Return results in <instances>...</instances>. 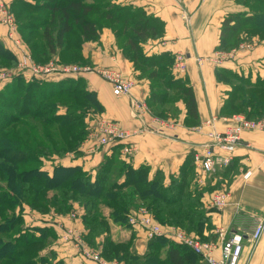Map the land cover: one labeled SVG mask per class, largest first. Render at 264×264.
Wrapping results in <instances>:
<instances>
[{
	"label": "crops",
	"instance_id": "obj_1",
	"mask_svg": "<svg viewBox=\"0 0 264 264\" xmlns=\"http://www.w3.org/2000/svg\"><path fill=\"white\" fill-rule=\"evenodd\" d=\"M14 1L0 0V6H12ZM114 3L142 8L147 15L159 18L165 24L163 37L150 38L142 44L144 53L148 56L168 54L173 57L171 72L176 78L186 79L192 86L198 105L199 121H186L184 103L179 117H170V121H166L170 125L167 129L159 133L149 132L137 139L138 150L134 155H125L122 147L115 149V146L100 145L90 133L77 153L44 158L42 168L50 174L54 169L52 166L56 165L80 166L85 172H95L107 157L117 151L120 159L135 168L149 166L151 178L156 172H161L165 183L169 182L171 176H178L189 159L194 164L196 176L200 178L199 184H205L207 176L200 177L194 157L207 142L209 129L203 128L199 131L198 128L207 120L216 118L215 127L222 130L226 124L232 122L234 114L230 108H224L229 97V87L217 79L216 68L238 72L253 81L264 77L263 67L260 66L264 63V39L259 37L252 38L253 46L241 50L233 59L218 66L207 61L215 55L220 44L225 17L231 13L251 14V9L237 0H114ZM99 27L96 39L85 40L82 37V40L74 43L81 60L96 68H114L125 77L133 78L136 85L130 95L117 97L109 82L92 73L83 76L87 90L95 94L104 108L103 116L117 120L127 128H155L151 109L156 105L151 102L150 79L142 76L119 46V38L111 24L104 22ZM0 42L12 51L17 60L21 58L19 49L8 40L7 26L1 22ZM180 55L183 56L182 61L179 59ZM199 59L203 61L199 62ZM18 71L13 72L17 74ZM1 79L0 92L5 84L2 82L10 83V80ZM219 152L222 156L225 154ZM231 153L232 159L228 164L218 167L214 173L208 175L213 178L210 183L212 186L216 185V191L228 193L226 205L221 209H212L208 215L215 233L218 234L221 230L227 234L239 232L245 237L239 264H264V233L256 244L250 240L256 226L264 220V129L244 132L240 144ZM248 171L251 174L245 177ZM211 194L210 191L204 193L203 204L206 205V201L209 203ZM75 207L74 218H70V213H38L32 211L28 205H24L19 213L25 230L38 229L37 236H40V230L50 232L47 237H42L43 242L39 244L44 245L39 249L40 257L52 256L53 264H98L64 239L69 231L86 230L83 223L85 212L78 204ZM124 233H128L130 239L133 238L135 252L144 255L150 241L144 230L132 226Z\"/></svg>",
	"mask_w": 264,
	"mask_h": 264
},
{
	"label": "rangeland",
	"instance_id": "obj_2",
	"mask_svg": "<svg viewBox=\"0 0 264 264\" xmlns=\"http://www.w3.org/2000/svg\"><path fill=\"white\" fill-rule=\"evenodd\" d=\"M24 1H26V3ZM45 1L46 0H22L21 2H18L14 8L7 5L0 6L1 23H3L1 21V13L3 10L7 11L8 14H10L11 16L12 19L11 24L14 28L13 35L15 37L13 44L19 45L18 49L20 51V55L21 56L26 55L33 64L38 66L58 64V65H66V66L77 65L80 67L89 66L95 68V66L81 60L77 52V49L75 47L76 44L74 43H76V41L82 40V34H80V31L79 32L77 31L78 30L77 27L74 29L72 33H70L67 36L66 39L67 43L64 45V48L66 49L64 51L61 48H57L56 53L52 54V57L46 60H45L46 53H44L45 55L40 54L41 53L40 50H44L47 48H44L43 44L37 45V43H40L41 31H42L41 27L39 28L37 24L39 19L43 20L46 17H49L50 14L48 11H35L32 8L30 9L29 5H27L28 4L27 2H29L30 5L33 6V5H42L46 3ZM90 1H95L97 3H106V4L109 3L110 5L112 4L111 2H114V0H90ZM243 1L247 2L248 3L247 5L251 6L253 10L256 12H262L264 10V0L262 1L243 0ZM116 6L117 5L114 4L112 5L114 9ZM91 17L95 19L99 23V25H103V22L105 21L98 18V15L95 12H92ZM26 23H31L32 26H34L33 30L25 29L23 28L24 26H21V24H26ZM113 29L119 38V46L124 50L127 57L130 58L131 56H133L134 53L133 50L131 49V44L129 43L130 31L132 30V28L128 24L126 25L122 23H117L114 25ZM255 37L260 38V36L256 34ZM261 39H264V30L261 33ZM243 42L245 41L237 43L233 47L231 46L230 48H228L227 50L226 49L217 50L214 56L208 58V59L212 57L221 58V60L217 61V63L212 60L211 61L207 60V61L214 64L215 66H218L222 62H226L230 59H233V57L241 50L253 46L254 41L252 38H250V40H248L247 43L246 42L243 43ZM17 62L18 61H16V63H13L8 59L3 60L2 58H0V78L5 73H10L12 75L10 78L1 79L2 81H7V80L11 81V79L16 75V73H14L13 71L19 70L18 68L19 63ZM146 63H147L146 68L137 65V69L141 72L142 76L150 79L152 92L158 93L162 97V99H160V103L155 104L156 106L152 107L153 109H151V112L154 114L152 118L156 124L155 128H157V130L161 129L160 132H162L165 129H167L164 125H162V122H164L167 125L168 123H166V121H170L169 120L171 119L170 117L172 118L179 117V115L183 111L184 101L182 99L180 90L176 88L177 85L174 82L176 77L170 71V66H171L170 63L159 62L157 59L147 60ZM260 66H262L263 67L262 69L264 70V63L260 64ZM232 73H234L233 76L227 75L224 78L222 77L221 80L229 87V95L230 94L233 96L235 94L237 95L238 101L236 102V106L233 109H231V111L232 110L235 111V113L233 112L234 113L233 116H237L240 114H247V113L249 114L251 113V108H252L251 106H255L257 104H264V90L258 88L259 84L264 85V77L255 79L253 81L251 80L250 77L242 76L238 72L232 71ZM27 78L30 79L32 77L28 75ZM44 80H46L47 82H52L53 79L44 78ZM2 83H5L6 85L8 84V82H2ZM28 83L25 82V84L18 85L17 89L15 90L17 91V93H15L16 95L10 94L6 98H0V122L2 120H6V121L10 120V116L18 117L19 121L14 123L9 128L8 131L12 134L18 135L21 138L20 141H22V145L24 146V148L31 147L35 149V151L39 153V155L41 156V157L35 156L37 158L35 162L30 161L29 163L26 164L22 163L19 166L21 167V169H29V168L31 169L40 166L42 162L41 158L43 156H45L43 158L49 159V157L51 156L63 157L64 154L66 153H77L79 151V148L89 137L90 133L93 134L92 136H94L95 139L101 145L102 139L106 135L105 133L101 132L100 129L98 128V124L100 123V121L116 122V124H118L121 128H125V129H139V128L124 127L119 121L103 116L104 111L101 112L98 108L95 107V105H93L94 102L93 99H95L94 96L92 95L91 98L86 97L88 95L87 84L85 80H83L82 78L79 80L75 79V81L73 80L66 85V87H70L72 91H77L76 93L74 92V94L63 95V96L61 95L54 98H47L48 97L47 93L54 91L49 85L47 86L44 85L43 82H37V81L28 82ZM5 84L3 86V89L6 87ZM27 85H31V86H27ZM27 94H30L32 96L30 100L31 103L41 102L45 105H53L54 108H51L52 110L50 113H48V115L44 114L43 116H39L37 118L32 117V114L27 116H21L20 113L18 112V109H20V107H22V105L25 104V102L23 104L22 100H23V96ZM251 95H255L254 100L250 102V104L248 105L246 104L247 106H242V105L240 106L241 99H248V97H250ZM63 104H74L79 107V110L75 108H71L70 111L72 112L68 114L70 116L72 114L76 117L73 125L66 127V126H60L58 124H52V125L45 124V121L48 119V117L55 118V116H57L58 113L64 114L67 111L66 109L67 107H64ZM10 105L16 106V109H12L13 107ZM148 112L150 111L148 110ZM254 112H255L254 115L250 117L253 118L264 117V107L263 109L257 108ZM97 117L99 118L97 119ZM146 133H149V131H145L142 134V137ZM138 138L139 137L134 139L137 144H138L137 141ZM1 162H3V158L0 156V163ZM123 163L124 162H116V164L112 166V170L110 171L109 176L108 177L104 176L105 185L107 186V188L108 187L112 188V191L110 190L112 192V195L111 197H107V198L105 197L101 198L95 196H83L79 194L75 197L76 200L74 199L72 200L71 197L74 196L75 192L73 191L62 192L61 190L60 192L45 191L44 193L47 194L46 197L38 196L37 198V196L32 192L31 188L29 187L30 185L28 183L19 184L20 188H24L25 186V193L23 192V196H21L23 198L16 197V199L18 201L20 200L21 203L20 205L22 204L23 205L21 206V208H19L18 205L9 207L8 203L1 202V204L4 205H0V223L2 224V226H5L8 229L9 228L8 223L11 221L13 217H17L16 214L22 211L24 205H28L32 211L34 210L35 212L38 213H47V212L48 213L53 212L58 214L70 213L69 214L70 218H74L75 217L74 211L76 209L75 205L78 204L80 207L83 208L85 214L89 213L88 226L87 228H85L86 229L85 231L82 230L69 231L64 236V239L67 242L70 241L78 250L82 252H87L94 257L99 256L100 258H103L104 260L110 263L119 262V260L121 259L125 264H150L151 263L150 257L148 258L140 257V258L132 259V258H128L127 254L122 255V252L124 251H128V252L130 251L132 255L133 254L136 255L133 242L130 241L131 240L129 238L130 236H128L129 232L124 233V231H127L129 227L133 226L130 223V217L133 215L125 212L124 210H126L128 207H131L134 211L139 212L142 218L145 216V214L143 213L141 208H143V206L145 207L146 204H148V200H145L144 203L138 202L135 195L131 192L132 190L131 187H126L121 189H116L115 186H113L114 188L112 187V185L118 183L120 179L119 173L120 171H122L123 168L122 166H124ZM52 167L54 168L55 166ZM189 168H191L190 169L191 172L187 174L185 187H184V189L186 190L185 201L186 200L188 201L190 197L189 195H191L192 192L195 193L193 194V197H196L201 192L205 193L206 191H210V193H212L211 195L219 192L216 191L217 189L214 188V186L216 185L212 186L210 183V181L213 179L212 177L207 176L205 178L206 183L199 184L198 182L199 177L196 176L193 165H190ZM102 172L103 169L97 168L95 172L81 171L75 173V177H79V179L82 180L90 179L92 181H96L97 177L101 175ZM7 185H8V180L5 176V173L3 172V169L0 168V193L2 194L4 192L10 193V191L7 188L8 187ZM89 188L91 189V187ZM36 198L38 199V205H36L37 209L30 206L32 205V202H34ZM108 200L112 201L110 202L111 204H117L119 206L113 208L108 207L106 204ZM192 201L195 200L193 199ZM203 207L207 212L211 211L212 209H215L214 207H211L209 205L208 201H206V205L203 204ZM202 208L201 207L193 208V210L186 209V211H188L189 216L192 217V221L191 219L188 218L185 225L182 226H177L175 224H170L171 226L161 225L154 217L153 218H154V222L160 225L165 230H171V229L182 230L190 236H193L195 238L199 237L202 241L208 239L212 241L213 240L218 241L220 239L219 233L218 234L215 233L213 229L210 230L212 232L205 230V228H210V227L204 225L205 212L204 209ZM176 209L177 211H180L178 208ZM152 216L150 218H152ZM168 216L169 215H167V217ZM161 217H163V215ZM120 218H123V220H120ZM198 221H202L201 228L197 226ZM94 222L98 225V228L94 229L92 233L90 232V230H88L90 229L88 227L92 225ZM109 227L110 229L108 231L107 229ZM22 230H24L23 226L22 228L18 227L12 233L2 234V236H0L2 237L1 238L2 242L8 239L13 241L18 235L21 234ZM106 230L107 232H104ZM32 235L30 234L26 235V238L32 239L31 238ZM107 239L111 240L112 242L114 241L115 242L118 241L121 243L124 242L126 246L122 244L121 246L118 247L117 252L114 250V254H112V256L110 255L107 258L106 256L102 255V249L104 248ZM3 247H4L3 245L0 246V255H3L2 259H7V262L4 264H53L54 263L52 256L42 258L38 255L39 249H42L44 247V245L42 244L41 245L33 244L32 246H30V248L29 247L25 248L26 253L21 252L24 249L22 244L20 245V244L12 243L11 247L9 246L5 248ZM12 252H14V254L17 255L14 262L13 260L10 261L11 257H13L12 256L13 254H11ZM164 257L165 254H162L161 258ZM113 258H117V259H113ZM44 260L47 263L44 262ZM193 262L195 264H206L202 259L199 260L198 256H196V259Z\"/></svg>",
	"mask_w": 264,
	"mask_h": 264
},
{
	"label": "trees",
	"instance_id": "obj_3",
	"mask_svg": "<svg viewBox=\"0 0 264 264\" xmlns=\"http://www.w3.org/2000/svg\"><path fill=\"white\" fill-rule=\"evenodd\" d=\"M21 1L22 0H15L11 7L14 8L15 5ZM237 1L243 2L245 5L248 4L243 0ZM24 2L26 3V1ZM45 2L46 3L42 5L33 6L30 5L29 2H27V5H29L30 9L32 8L35 11H48L50 14L49 17H46L43 20L39 19L37 24L39 28L41 27L42 29L40 38L41 40L40 43H37V45L43 44L44 48H47L44 50H40V54L45 55L44 53H46L45 60L50 59L52 57V54L56 53L57 48H61L63 49V51L66 49L64 48V45L67 43V36L72 33L76 27L78 29L77 31H80V34H82V37L85 40L96 39L99 34V26L101 25H99V23L91 17L92 12H95L98 15V18L105 20L104 22L111 24L112 27H114V25L117 23H122L126 25L128 24L132 28V30L130 31L129 43L131 44V49L134 53L133 56L130 57V59L136 67L138 65L142 66L143 68H146L147 60L157 59L159 62H169L171 65V71V67L173 64V57L171 55L160 54L148 56L144 53L142 44L150 38L156 39L163 37L166 28L165 24L159 18L147 15V13L142 8L121 6L111 1V5L109 3H97L95 1L90 0H46ZM113 4L117 5L115 9L114 7H112ZM247 7L251 9V14L231 13L225 17L221 27L220 44L217 47V50H227L228 48H230L231 46L233 47L237 43L250 40V38L255 37V34L259 35L261 38V33L264 30V10L262 12H256L251 6L247 5ZM21 26H24L23 28L30 30H33L34 27L31 23L21 24ZM76 43H78V41H76ZM0 58H2L3 60L8 59L13 63H16L17 60L12 51L4 47L1 42ZM215 72L216 77L219 81H222V77L224 78L227 75L233 76L234 74L232 73V70L220 67H217ZM27 76L28 75L24 73H17L11 79L10 83H8L6 87L0 92V98H6L10 94L16 95L15 93H17V91L15 90L17 89L18 85L25 84V82L28 83L36 81L43 82L44 85H49L52 90H54L50 93H47V98H54L61 95H70L74 94V92L76 93L77 91H72L70 87H66V85L73 80L75 81V79L79 80L82 78L83 80H85L83 76H78L65 77L61 78V80H52V82H47L46 80H44V77L42 78L31 76L32 78L28 79ZM174 82L177 85L176 88L180 90L182 99L185 103L186 121L189 123L198 122L199 111L192 86L187 82L186 79L182 78H176ZM258 88L264 90V85L259 84ZM87 92L88 95L86 97L91 98V96L93 95L95 98L93 99V105H95L96 108L103 112L104 108L96 99L95 94L89 90H87ZM254 96L255 95H251L250 97H248V99H241L240 106H247L248 104H250V102L254 100ZM31 98L32 96L30 94L23 96L22 101L23 104L24 102L25 104L22 105L20 109H18V112L21 116H27L32 114V117L37 118L39 116H43L44 114L48 115V113H50L52 110L51 108H54L53 105H45L41 102L31 103ZM160 99H162L161 95L152 92L151 102H153L154 104H159ZM237 101V95L235 94L233 96L230 94L224 108H230L229 110L233 109L236 106ZM63 106L67 107V111L64 114L58 113L55 118L48 117V119L45 121V124H58L60 126L66 127L72 126L76 117L72 114L71 116L68 114L72 112L70 111L71 108L79 110V107L74 104H63ZM12 107V109H16V106ZM251 107V113L243 115L250 119H259L260 117L253 118L250 116L254 115V111L257 108L263 109L264 104H257ZM232 112L235 113V111L233 110ZM18 121V117L10 116V120H2L0 122V156L3 158V162L0 163V168H2L3 172L5 173V176L8 180L7 188L10 191V193H0V205H4L1 204V202H5L8 203L9 207L18 205V207L21 208L23 204L20 205V200L18 201L16 197L20 198L21 196H23V192L25 193V186L23 185L24 188H20L19 186V184L23 183H28L30 185L29 187L31 188L32 192L37 196V198L38 196L46 197L47 194L44 193L45 191L60 192V190L62 192H75L74 196L71 197L72 200H76L75 197L79 194L83 196H95L101 198L111 197L112 188H107L104 182V178L109 176V173L112 170V166L116 164V162H124V166H122V171H120L119 173L120 179L118 183H115V185H112V187L115 186L116 189L131 187V192L135 195L138 202L144 203L145 200H148V204L143 207L146 208L161 225H185L188 218L192 221V217L189 216L188 211H186V209L193 210V208L203 207L202 198L204 196V193L202 192L196 197H193V194L195 193L192 192L191 195H189L190 197L188 201H185V181L187 178V174L191 172V168H189L190 165H194L189 159L186 160L178 176L170 177V182L168 184L165 183V177L161 172H156L155 176L151 178L149 177V166L142 165L138 168H135L132 164L127 163L123 159H120L119 154L116 153L117 151H114L112 155L110 157H107L98 167L103 169V172L97 177L96 181H92L90 179L82 180L79 179V177H75V173L84 171L80 166L56 165L53 169L52 174H50L48 171L42 168L44 160L43 157L45 156L41 158L42 162L40 166L31 169H21V167L19 166L22 163L26 164L30 161L35 162L37 160L35 156H41L35 151V149L31 147L24 148V146L22 145V141H20L21 138L18 135L12 134L8 131L9 128ZM113 146H115V149H121L122 147V145L120 144ZM89 187H91V189ZM37 198L34 200V202H32V205H30L31 207L36 209V205H38ZM193 199L195 201H192ZM110 202L112 201L108 200L106 202L107 206L110 208L119 206L117 204H111ZM176 208H178L180 211H177ZM202 209H204V207ZM124 211L129 214H132L134 212L131 207H128ZM204 212V225L210 227L205 228V230L210 231L213 229V224L210 216L208 215V212L205 211V209ZM88 214L89 213H86L83 216V222L86 228L88 226ZM162 215L163 217H161ZM167 215L169 216L167 217ZM16 216L17 217H13L8 223V229L5 226H2V224L0 223V236H2V234L12 233L18 227L22 228L23 218L21 217L20 213H17ZM120 220H123V218H120ZM201 224L202 221H198L197 226L201 228ZM88 228H90L88 230L93 233L94 229L98 228V225L94 222ZM109 229L110 227L107 230L109 231ZM24 230H22L21 234L18 235L13 241L8 239L2 242V237H0V246L3 245V248H5L7 246L11 247L12 243L20 245L22 244L24 249L21 252L26 253L25 248H30V246H32L33 244L38 245L42 243V237L44 235L47 237L50 233L49 231L40 230V236L36 235L35 237L36 231L38 229H33L34 231ZM107 230L104 232H107ZM29 234H33L31 237L32 239L26 238V235ZM130 241H133V238ZM203 241L212 240L208 239ZM122 244L126 246L124 242H112L111 240L107 239L106 244L102 249V255L106 256L107 258L110 255L112 256V254H114V250L117 252L118 247ZM11 254H13V257H11L10 261L13 260L14 262L17 255L14 254V252H12ZM124 254H127V257L132 259L140 257H150V264H195L193 261H195L196 256H198L194 254L191 248L184 244L176 242L168 236H160L151 239L148 244V249L144 255H139L138 253H136V255H132L130 251L122 252V255ZM162 254H165L164 258H161ZM2 257L3 255H0V264H4L7 262V259H2ZM198 259L200 260L201 257L198 256ZM44 262L46 261L44 260ZM119 262L125 264L121 259L119 260Z\"/></svg>",
	"mask_w": 264,
	"mask_h": 264
},
{
	"label": "built area",
	"instance_id": "obj_4",
	"mask_svg": "<svg viewBox=\"0 0 264 264\" xmlns=\"http://www.w3.org/2000/svg\"><path fill=\"white\" fill-rule=\"evenodd\" d=\"M205 1V0H203ZM3 10V9H2ZM1 21L8 28V40L14 42L12 26V19L7 11L3 10L1 13ZM16 48L19 45L13 44ZM179 59L183 60V56L180 55ZM207 60H212L217 63L221 60L219 57H212ZM203 59H199L202 62ZM19 71L18 73L28 74L32 77H44L61 79L65 77H78L85 76L87 74L95 73L107 80L113 88V94L117 97L130 95L133 91L136 81L133 78L125 77L120 71L114 68H93V67H80L77 65H43L38 66L33 64L26 55H22L18 60ZM221 63V62H220ZM219 64V63H218ZM180 67L184 65L179 64ZM12 75L5 73L1 78L7 79ZM216 118L207 120L204 124L200 125L198 130L202 131L203 128H208L207 142L202 145V150L197 152L194 157V163L198 169L200 177L208 176L216 171L218 167L224 166L232 159V150L236 148L242 139V135L246 131L263 130L264 129V117L259 120L247 118L245 115L240 114L232 117V122L226 124L225 128L219 130L215 127ZM166 128L170 125H166L162 122ZM95 128V127H94ZM98 128L101 132L105 133V137L102 139L101 145L113 146L122 145V153L125 155H134L137 150V143L134 140L145 131L159 133L161 131L157 128L143 126L139 129H125L121 128L116 122L100 121ZM96 133V131H95ZM225 154L222 156L220 152ZM251 172H247L245 177H249ZM200 179V178H199ZM228 199V193L225 191H219L209 198V205L211 207L221 209L223 208ZM144 217L141 218L139 212L134 211L133 216L130 217V223L137 228H141L146 233L149 240L160 237L168 236L178 243L184 244L191 248L194 253L201 257L206 264H239L243 251L245 237L239 232H233L230 234L224 231H219L220 239L214 241H202L199 238H195L186 234L182 230H165L160 225L154 222L153 216L146 208H141ZM149 214V215H148ZM148 215V216H147ZM152 218H150L151 216ZM150 216V217H149ZM264 233V220H262L254 229L250 240L252 243H257ZM91 260L98 262L99 264H121L119 262L110 263L99 256H92L87 252H84Z\"/></svg>",
	"mask_w": 264,
	"mask_h": 264
},
{
	"label": "bare ground",
	"instance_id": "obj_5",
	"mask_svg": "<svg viewBox=\"0 0 264 264\" xmlns=\"http://www.w3.org/2000/svg\"><path fill=\"white\" fill-rule=\"evenodd\" d=\"M154 219V218H153Z\"/></svg>",
	"mask_w": 264,
	"mask_h": 264
}]
</instances>
